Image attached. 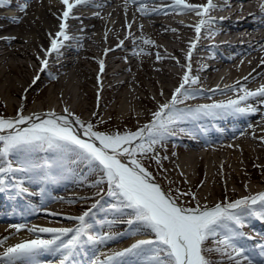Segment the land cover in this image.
Returning a JSON list of instances; mask_svg holds the SVG:
<instances>
[{"label":"bare ground","instance_id":"obj_1","mask_svg":"<svg viewBox=\"0 0 264 264\" xmlns=\"http://www.w3.org/2000/svg\"><path fill=\"white\" fill-rule=\"evenodd\" d=\"M146 1L151 2L152 0H142V2ZM223 1L222 4H218L216 0H167L168 3L166 5L147 10L139 7L141 0H26L21 11L14 18L8 19L0 11V22L5 20L13 22L11 26L7 27L2 25V23L0 24V33L8 32L7 37L0 39V80L3 82L0 88L2 90L4 85H6L9 89V95L6 96L9 99L7 102L9 106L14 107L16 100H18L16 107L20 105L18 109L15 108L10 117H0V139L8 138L13 134L38 126H46L52 129L59 138L65 140L67 146L72 145L77 149L70 156L49 158L47 163L45 162L44 168L41 166H28L25 171L21 169L22 172L18 163L16 165L14 162H16L22 152L25 153V149L17 148L18 150H16L14 155L11 153L10 156L8 154L7 156L3 154L2 157L0 156V250L2 248L5 251L24 241L27 229L25 231H19V229L26 226L30 217L34 221L32 222V226L34 225L32 230L29 228L31 232H48L50 230L55 233L63 229L70 220L74 219L70 214L67 215L60 211L55 212V210L64 211L68 207L64 202L70 205L74 201L78 203L79 200L86 198V196H91L90 194H72L73 192L71 193V191L65 192V188L72 190L79 187L84 190L89 186H93L92 184L96 182L99 183L97 179L90 182V184L84 183L86 180L84 182L81 181V183H79V179L76 181V178H79L77 175H84L81 180L83 177L93 176L91 172L95 169V167H92L95 162H88L90 155L84 149L87 146L99 151L104 160L122 173L120 175L117 174V177L119 179L122 178L131 190L139 189L141 192L146 193L160 209L173 215V218L167 214H164L165 216L163 217L158 213L157 220H160V217L163 219L162 223L167 221L174 229V248L179 258V264H203L197 254L199 244L195 224L197 217H200L202 213L200 214V211L181 210L174 198L166 195L167 192L162 188V185L157 183V179L151 171L146 170L143 165L141 166V164L128 158L129 143H113L105 136L104 132L98 131V133L94 131L90 127V121L88 122L82 117V114L87 112L89 108L90 112L91 110L93 111V116L108 111L109 116L104 120L112 119L116 114L115 118L119 123L126 122L133 116L146 117L147 113L141 112L137 114L133 111V104L136 103V100L141 101L133 87H131L129 95L125 96L128 107H120L119 110L117 109L118 111L111 108L108 110L107 106L111 104L115 96H106V94L112 93L113 89L119 84L128 85L132 82L135 84L137 81L133 73L135 71L137 74L141 69L148 73L146 78L153 88H159L163 92H167L168 88L165 86L167 76H172L171 78H173L178 77V74L175 71L171 72L168 69L161 68L159 65L149 67L146 61L140 57L139 52L154 53V58L158 62L167 63V65H177V60L181 62L178 66L183 65L186 56L179 48L167 43L169 41L187 45L188 48L191 47L190 57L195 56V52L198 51L212 52L211 54L206 53L199 56L200 60L215 61V63H208L203 66L204 74L198 76V80L206 83V85L214 83L217 88L204 93L197 90L196 93H193V96H203L206 97L205 99L212 100L213 97L218 95V92L229 90L230 88H232V95L253 94L264 90V62L257 60L260 57L264 61V35L260 31L261 28H264V20L256 24L254 22L248 23L247 19L249 17L239 20L234 18L245 12L244 4L252 0ZM0 2L3 3L4 0H0ZM128 2L135 6V10L127 6ZM87 7L91 10V14L77 11L81 8L87 9ZM106 8L109 9V12H105ZM216 9L219 12H224L221 19H218V16L210 15ZM0 10H2L1 6ZM107 13H109L108 16ZM132 14L134 18L130 19L129 16ZM175 14L180 17H176ZM193 15L196 19H193ZM135 16L148 18L149 30L142 23L143 19L135 18ZM162 18H167L168 21H172V24L165 23ZM181 18L187 20L182 21ZM223 36L226 37V40L220 39ZM186 37L187 39H185ZM143 38H148L151 44L149 48L142 50L139 43ZM158 39H161L163 43H167V46H162ZM218 39L222 40L221 44H219ZM84 42L92 43L94 49L91 48L89 43L90 47H87ZM223 47L230 49L231 53L227 54L228 52ZM127 48L128 51H126ZM220 48H223V50ZM158 49L159 51H157ZM35 50H37L38 54ZM171 53L176 55V57L172 56ZM16 56L21 57L23 61L14 62L17 58ZM126 56L127 59L128 56L130 59L122 66L115 68L118 62L121 61L123 63L122 60ZM28 57L30 58L29 60H33L37 64V67L28 60ZM86 61L95 69L87 67ZM224 65H226L228 72H218ZM16 68L21 75L20 83L15 82L12 76L17 73ZM154 68L159 71L161 77L165 76L160 82L157 80L156 75L154 76ZM122 72H128L127 77L114 83L115 77L122 74ZM213 72L218 73L212 77ZM75 77L78 82L74 80ZM140 79L137 85L139 84L140 89L145 95H148L146 85ZM70 81L74 85H78L79 88V95L76 97L73 106H70L71 94L68 93L63 99L55 98L51 100L47 96L38 106L30 108L26 113L22 112L25 95L28 91H33L39 87L43 88L50 83H54V88L55 85L64 86ZM221 84L226 85V87L219 89L218 87ZM137 85L136 88H139ZM87 86H91V89L88 90ZM157 92L159 91H156L155 94H158ZM89 94L92 97H98L97 101H99V104L93 106L92 109L88 105L81 107L82 100L84 97L89 99ZM11 95L17 98H9ZM105 105H107L105 108L101 107ZM198 108L199 106H194L193 103H190L187 117H175L163 126V134H159V137H162L161 139L164 141L163 147L170 145L173 148L172 152L182 153V151L197 149V147L203 145L202 147H205L208 153L213 152V149L216 148L228 150L231 146L236 145L238 149L242 148L241 150L245 153L248 146L242 141V137L237 134L239 132L245 134L252 130L255 132L258 127H262L261 132L264 131L263 121L259 117L255 118L259 112L264 115V110L255 111L256 114L242 110L233 111L227 109L223 112H218L217 110L207 116V114L200 112ZM141 123L140 121L139 124ZM240 126L241 128L238 131L231 133L232 130ZM16 128L23 130L14 132ZM171 129L174 131L179 130L180 136L177 137L167 133ZM201 131L203 134H201ZM185 134H192L191 138H194L195 141L188 139L184 141ZM203 135L205 136L204 138ZM222 135L224 137L220 138ZM223 140H229L230 144L223 142ZM216 144L218 146H212ZM62 152L60 153L61 155L64 154ZM191 152L188 151V155L186 154L189 164H191L190 157L196 156ZM80 153L87 160L82 159L79 156ZM231 153L232 159L235 160V154ZM51 154L52 151H48V155L50 156ZM205 156L207 157V154ZM210 157L211 159L213 158V156ZM222 163L226 171L223 172L216 169L212 174L208 173L203 177L204 179L202 178L204 185L211 186L215 183L224 187L228 185V177L233 182L242 184L240 180L241 174L238 175L236 171L228 169V160L225 158ZM220 177H222L221 182H219ZM17 179H19L20 184ZM11 181L14 183L12 184ZM77 183L79 185L75 186L74 184ZM21 186L34 190L36 193L34 191H31L34 193H30L22 189V197L20 194ZM249 189L255 190V188ZM60 191L65 193V195L61 196L62 198L52 200L54 193ZM248 191L246 190V192ZM249 199L250 204H254L261 197L253 195ZM51 202H55V205H52L51 212H48L50 209L40 208L47 207ZM32 204L40 208L37 213H33ZM229 206L233 209L235 204H229ZM119 208L125 211L122 219H125L126 223L131 222V219L135 218L134 215L130 216V211H132L130 207L121 205ZM236 210H241V208ZM115 211L121 212L119 210ZM250 211V213L255 212L252 209ZM126 212L128 213L126 214ZM240 221L253 224L251 226L253 228L259 229L261 227L256 223L257 219H254L251 214L250 216L247 215L246 218L244 215ZM131 241H133L132 238L128 241L125 240L121 243L118 242L107 246L105 248L107 252L103 253L101 260L96 263H91L92 261L87 256L83 257V253L80 255L75 254L76 262L71 261L73 259L71 257V259L67 260V263L142 264L144 261L139 259L141 256L139 257L131 251H124L130 249L128 247L131 246ZM232 243L237 247H244L245 245H252L253 241H243L238 235ZM49 254V252L46 253L45 251L41 254L38 252L27 259L13 264H38V259L45 261L46 264H54L53 261L56 258L50 259L54 254ZM244 254L255 256L258 253L257 251L247 250L244 251ZM260 260L262 261L263 259ZM65 261L66 259L59 258L57 263L65 264ZM236 263L238 261H235Z\"/></svg>","mask_w":264,"mask_h":264},{"label":"rangeland","instance_id":"obj_2","mask_svg":"<svg viewBox=\"0 0 264 264\" xmlns=\"http://www.w3.org/2000/svg\"><path fill=\"white\" fill-rule=\"evenodd\" d=\"M105 12H109V9L105 10ZM243 14L244 13L237 15L236 17L243 16ZM108 15L109 13H107V16ZM175 15L176 17H180L178 14ZM210 15L223 17L224 12L222 13L216 10L213 11L212 14ZM129 17L130 19L134 18L133 14L130 15ZM163 18L162 20L165 23L172 24V21L170 20L168 21L167 18L165 19ZM193 19H196L194 15H193ZM249 20H251L254 23L261 22L262 20H264V13L262 12L259 15L258 14L254 15L250 17ZM182 21L184 20L182 19ZM146 22L148 21H142L144 26L148 27V29L147 28L146 29L149 30L150 24L147 25ZM260 31H262V34L264 35V28H261ZM185 39H187V37ZM220 39L226 40V37L223 36ZM220 39L218 40L222 41ZM158 42H161L162 46H167V43H169L170 45L179 48V50L186 56V59L184 61L185 64L183 63V65L178 66L181 63L179 60H177V65H167V63L158 62L154 58L155 56L154 53L146 54L139 52L140 57L144 61H146L149 67H155L156 65H159L161 68L168 69L171 72L175 71L178 74V77H173V78H171L172 76L169 77L167 76L165 86L168 88V91L163 92L159 88L156 89L155 87L153 88V86L146 78V76H148V73L144 69H141L137 74L135 73V71L133 74L136 77L135 80L137 82L141 78L140 80L144 83V85H146L147 93L149 96L145 95V93L138 86L139 84L137 85V82L135 84L132 82L129 83L128 85L119 84L115 87V89H113L112 93L106 94V96H111V95L115 96V98L111 101L110 104L112 106L110 105L101 106L102 108H105L107 106L108 110L111 108L114 109L115 111H118L120 107L122 108L128 107V102L125 96L129 95L130 90L132 89L131 87H133V89L137 91V95H139V97L141 98V101L136 100V103L133 104L134 105L133 111L134 113L137 114L141 112H143L144 114L147 113L148 115L146 117L133 116L131 117V119L127 120L126 122L119 123L118 120L115 118L116 114L112 119L104 120L109 116L108 111L93 116L94 113L92 110L90 112V108L87 109V112L82 111L83 114L81 112L82 117H84L88 122L90 121L89 122L90 127H92L94 130H98L99 132L102 133L104 132V134L113 143L125 144L127 141H129L131 145L133 144L132 155L134 156V158L137 159V161H139L140 164L146 168V170L151 171L153 173V175L157 179V183L162 185V188L167 192L169 196H172L174 198L177 204L185 206L187 209H191V211L198 210L200 212L204 211L205 214L207 213L201 219V223L204 222L205 226L199 225V228H201L200 230L201 246L199 250L203 264H227V263L235 264V261L237 260L239 261L246 257V256H242L243 258L240 257L241 255L239 253H241V251L243 250L236 247L235 244L231 243L232 241L236 240V237L238 235L234 237V234L237 231L232 226L230 227L225 226V223L222 222L223 220L226 221L225 218L224 219L214 218L212 219V221H210L208 218L210 217V213H212L214 209L216 210L220 209L222 206H225L227 202L231 203L232 200L243 195L244 191L250 190L249 188L261 189L264 187V135H263L264 131L261 132L262 127H258L256 128L258 130H256L255 132H253L252 130L245 134L243 132L237 134L238 136L240 135L242 137V141L248 146L247 149L245 150V153L241 150L242 148L238 149L236 145L231 146L233 148L230 147L228 148V150L227 149L221 150L219 148H216L213 149V152L210 150L211 152L208 153H207V149L205 148L206 152L204 154L197 155V157L196 156L190 157L191 164H189V160L187 159L188 151H191L190 149L188 151H182V153L180 152L176 153V152H172L173 148L170 145H166L168 148L163 147L162 144L164 141L163 139H161L162 137H159L160 136L159 134H163L162 133L163 125L168 123L166 121L167 120L166 116L176 113L174 112L175 110L171 108L175 109L176 107H181L182 109H187L185 107L190 105V103H193L194 102L193 100H197L198 97H199L198 99L202 98V96H193V93H196V91H193L192 89H197V90H200L202 88L207 89L205 84H203L204 82L203 83L194 82L195 80L199 82L198 76L200 75L202 76L204 74L203 71L199 69V67L206 64V62L205 60L199 59V55H201L203 51L195 52V56L190 57L189 54H191L192 49L191 47L188 48L187 45L185 46L183 44H179L177 42L176 43L170 42V41L167 43L165 42L163 43L161 39H158ZM88 43L90 44L91 48L94 49L93 47L94 45L92 43L84 42V44L87 47H90ZM139 44H140V49L143 50L149 48L151 43L148 38H143ZM221 50H223V48ZM126 51H128V48ZM157 51H159V49ZM225 51L228 52V54L231 53L227 50ZM35 52L37 53V50H35ZM171 55L176 57V55H174L173 53H171ZM16 57L17 58L16 60H14V62L23 61L21 57L19 56ZM29 59L30 58L28 57V60ZM126 59L127 56L122 60L123 63L121 61L118 62L115 68L120 67V65L124 64L127 60L130 59V57L128 56V59L127 60ZM257 60L258 61L260 60V62H264L262 61L263 59H261L260 57ZM29 61H31L32 64L37 67V64L33 62V60H29ZM86 65H88L87 67H89L90 69L91 68L93 70L95 69L87 61H86ZM225 71L228 72L227 69H224V72ZM16 72L17 73L12 75L13 79L15 82L20 83L21 82L20 72L19 70H17ZM122 74L115 77V79L113 80L114 83H117L122 78L127 77L128 72L127 73L122 72ZM216 74H217L216 72H213L212 77L215 76ZM155 75L159 82L161 81V79H163L164 76L163 75L161 77L159 71L156 69L154 71V76ZM74 80L78 82V79L76 77ZM67 83L68 84L64 86L55 85V88H54V83H50L45 85L43 88L39 87L38 89L35 88L33 91L32 90L28 91L25 95L24 107L22 110H29L30 108L35 107L36 105L38 106V104H40V102L43 99H45L47 96L51 100H54L55 98L63 99L68 93L71 94L70 96L71 100H69L70 106L71 105L73 106L76 97L79 95V88L78 85H74L73 82L71 81ZM1 84H3V82L0 80V86ZM89 84L92 85L91 82H89ZM136 85L139 88H136ZM221 85L222 87H226V85L223 84ZM180 87L183 88H181L182 90L178 93L177 91L180 89ZM87 88H89L88 90H90L91 86H87ZM231 90L232 88H230L229 90H222L221 92L218 93H223L224 95L222 96L216 95L215 97L212 98V100L210 99L207 100H209V102L210 101L218 102L219 100H222L221 103H224V101H226L225 103H227L230 100L233 108H238L240 107V105L241 106L244 105L243 101L247 100L245 104H249V106L247 107H249L251 111L253 110V112L255 111L258 112L264 110V92H263L264 90L260 92L257 91L253 94L242 93L236 95H232ZM156 91H159L157 92L158 94H155ZM8 93H9V89L7 88L6 85H4V88H2V90L0 88V117H4V118H7L8 116L10 117L13 111H15V108L18 109L20 107V105L16 107L18 100L15 101L14 107L8 105L7 102L9 99H7L6 97L9 95ZM11 97L17 98L14 95H11L9 98ZM88 97L89 99H86L84 97V99L82 100L81 107H85L88 105L92 109L93 106H97L99 104V101H97L98 97L96 96L92 97L91 94H89ZM189 97H193V98H189ZM252 99H256V100H252ZM187 102L190 103L187 105ZM167 104L169 105L173 104V106L172 107L170 106L171 108L167 110L165 113L163 112L164 114L156 122V124L154 123L155 124L154 125L152 122L157 118L159 111L162 108H164ZM244 109H245L244 106H242V110ZM198 110L202 113L204 112L200 107L198 108ZM259 113L255 116V118L259 117V119L262 120L264 123V115ZM140 121L142 122L141 123L142 125L139 124ZM228 141L229 140H223V142H227L230 144V142ZM66 143L67 142L59 138L57 134L52 131V129L46 126H38L33 129H30V132L28 131L23 134H18L12 136L11 138L8 137V138L0 139V156L2 157V154L4 156H7V154L10 156L11 153L14 155L16 150H18L17 148H23L25 149V153L22 152L20 156L17 158L16 162H14L16 165L17 163L18 166L20 165L21 172H22L21 169L25 171L28 168V166L29 167L41 166L44 168V164L45 162L47 163V160L49 158H53L55 156L61 158L67 155L70 156L73 152L74 153L76 152L75 150L77 149H75L74 146L72 145L67 146ZM212 146L215 147L218 146V144ZM198 148L199 147H197V149ZM197 149H195L194 151H196ZM48 151H52V154L50 156L48 155ZM62 151L64 152V154L61 155L60 153ZM231 152L235 154L234 155L236 157L235 160L232 159ZM206 154L207 157L205 156ZM79 156L82 159L87 160V158L83 154L80 153ZM210 156H213L212 158L213 160L211 159ZM225 158L228 160V165H227L228 169L230 171H236L238 175L241 174L240 180L242 181L243 185L233 182L232 179L229 177H228V185L224 187L215 183L212 184L211 186L204 185L202 180L204 179L203 177L206 176L208 173L212 174L213 172L216 171V169L222 170L223 172L226 171L222 163ZM88 162H91V160H88ZM15 164L12 165L16 166ZM96 165H97V172L95 176L96 178L93 176H87V177H83L81 180V177L84 175H77L79 176V178H76V181L79 179L80 181L79 183H81V181L84 182L86 180L84 183L90 184V182H93V180L97 179L99 180V183L96 182L95 184H92L93 186L91 187L89 186L84 190L79 187H78L79 189L76 187L73 188L74 190L73 189L69 190V192L70 191L71 193L73 192L72 194L89 193L91 196L79 200L78 203L74 201L70 205L64 202L66 205H68V207H66L62 212L66 213L67 215L70 214L71 216H73L74 219L70 220L69 223L65 224L66 226L62 230L57 231L55 233L54 231L47 233L46 232L38 233L39 237L45 239L44 240L45 242H42L43 240H37L38 236H34L35 240L28 243L30 244L29 248L33 247L34 245L40 244L42 247L45 246V248L48 249L51 246L50 242L52 241V240L48 241V239H54V240L59 239L60 244L64 242V244L66 245L68 244V241L67 238H65V236L70 232V230H72V228H74L73 231H75V234H79V235L81 234L80 236L82 240V243H80L81 248L83 247V244H86V242L90 245H96L98 242H101V240H107L111 237H118L119 232L126 233V231L131 226L130 223L136 220V217H139L141 220L146 219L148 221L147 222L141 221L140 223L143 224H139L138 222L135 223V225L131 226L132 227L131 230L145 229L146 232L150 234V237L145 240L152 241L149 245L144 244V246L146 245L147 248L140 249L138 248L139 245L135 247V250L139 254V257L142 256V258L141 257L139 258L144 261L142 264H175V263L178 264L179 258L171 243V233L174 231V229L172 228L171 224H169L167 221L162 223L163 219H161L160 217H159L160 220H157L158 213L161 214L163 217L165 216L164 213L163 212L161 213V211L158 208H156L152 202L147 200L142 195L137 194L134 191H130L124 187H121L115 181L114 179L115 176L113 172L110 173L108 172V170L102 169L97 163ZM221 178L222 177H220L219 182L222 181ZM79 183L74 185L75 186L79 185ZM123 188L126 191H124ZM21 189L26 190L27 188L22 187ZM253 192L254 193L251 196L255 195L254 190ZM263 192H258V196L262 197L261 195ZM121 205L130 207L132 209V211H130L131 213L130 216L134 215L135 218L131 219V222L126 223L124 221L125 219H122L123 216L125 215V211L120 210L119 206ZM251 209L252 207H250L249 211H245V212L247 213V215L251 214L252 217H254V219H256L255 215L257 211H258L257 215H260V212H264V210L262 211L257 210L254 212L255 213L254 214V213H250ZM115 210H119L121 212H116ZM96 212H100L102 214L97 216ZM245 212L242 211L238 213L239 217L242 218L245 215ZM112 213L114 215H109ZM127 213L128 212H126V214ZM213 213H219L218 215L220 214L225 215L223 212L221 213L213 212ZM90 217H92V219L95 220L93 224L91 222L93 220H91ZM107 217H110L109 220L107 219ZM239 217L234 218V220L238 221L236 226H238V224L240 223L239 221L241 220V218ZM139 218H137V220H139ZM231 222L236 224L234 221ZM227 223H229V221ZM160 231L163 232L161 235L159 233ZM88 232H90L88 238L83 237V235ZM254 232L255 231L252 230L251 234H254ZM261 233H264L263 230L261 231ZM144 235H142L141 237L132 238L133 241L130 242L131 246H129L128 248H132L133 246H135V243H133L135 240L139 241L141 239H144L145 238ZM241 235H240L241 240L243 241L252 240L253 241L252 244H255L254 242L255 240H253L252 238H245ZM100 236H104L103 237L104 239H100ZM230 237L233 238L230 240ZM221 247L224 248L222 249ZM18 248L14 247L12 249H6L5 251H3V249L1 248L0 264H4L6 260L13 255L14 252H17ZM76 249L77 248L75 247L74 251H76ZM57 250H61V247H55L54 252L56 253ZM45 252L47 253L49 251H45ZM19 254L20 253L17 252L15 256H18ZM233 259L235 260L233 261ZM10 261L11 260H9V262Z\"/></svg>","mask_w":264,"mask_h":264}]
</instances>
